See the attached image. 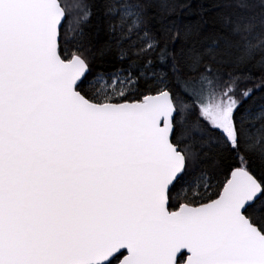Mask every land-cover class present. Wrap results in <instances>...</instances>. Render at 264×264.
Here are the masks:
<instances>
[{
  "label": "snow or ice",
  "instance_id": "snow-or-ice-1",
  "mask_svg": "<svg viewBox=\"0 0 264 264\" xmlns=\"http://www.w3.org/2000/svg\"><path fill=\"white\" fill-rule=\"evenodd\" d=\"M0 264H264V0H0Z\"/></svg>",
  "mask_w": 264,
  "mask_h": 264
},
{
  "label": "trees",
  "instance_id": "trees-1",
  "mask_svg": "<svg viewBox=\"0 0 264 264\" xmlns=\"http://www.w3.org/2000/svg\"><path fill=\"white\" fill-rule=\"evenodd\" d=\"M69 2H72L71 0Z\"/></svg>",
  "mask_w": 264,
  "mask_h": 264
},
{
  "label": "rangeland",
  "instance_id": "rangeland-1",
  "mask_svg": "<svg viewBox=\"0 0 264 264\" xmlns=\"http://www.w3.org/2000/svg\"><path fill=\"white\" fill-rule=\"evenodd\" d=\"M70 1V0H69ZM72 1V0H71Z\"/></svg>",
  "mask_w": 264,
  "mask_h": 264
}]
</instances>
